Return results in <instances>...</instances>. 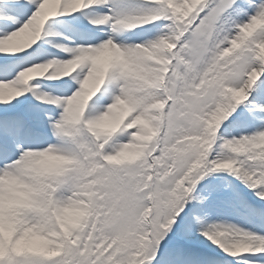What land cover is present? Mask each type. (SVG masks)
Instances as JSON below:
<instances>
[{
  "label": "snow or ice",
  "instance_id": "6c2138e0",
  "mask_svg": "<svg viewBox=\"0 0 264 264\" xmlns=\"http://www.w3.org/2000/svg\"><path fill=\"white\" fill-rule=\"evenodd\" d=\"M0 264H264V0H0Z\"/></svg>",
  "mask_w": 264,
  "mask_h": 264
}]
</instances>
